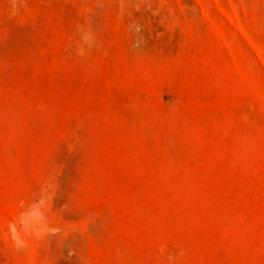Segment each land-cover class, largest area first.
Wrapping results in <instances>:
<instances>
[{
  "label": "rangeland",
  "instance_id": "obj_1",
  "mask_svg": "<svg viewBox=\"0 0 264 264\" xmlns=\"http://www.w3.org/2000/svg\"><path fill=\"white\" fill-rule=\"evenodd\" d=\"M0 264H264V0H0Z\"/></svg>",
  "mask_w": 264,
  "mask_h": 264
}]
</instances>
